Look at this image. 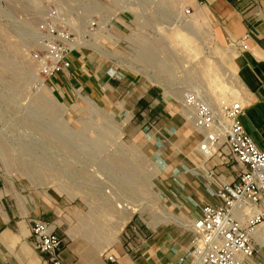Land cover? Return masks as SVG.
Here are the masks:
<instances>
[{"label": "rangeland", "instance_id": "374dc122", "mask_svg": "<svg viewBox=\"0 0 264 264\" xmlns=\"http://www.w3.org/2000/svg\"><path fill=\"white\" fill-rule=\"evenodd\" d=\"M185 1L0 0V173L34 195L31 209L39 196L56 208L64 248L77 243L95 256L90 264H109L118 249L128 264L189 258V228L225 176L199 151L184 96L214 107L242 102L235 43L204 6L185 15ZM57 8L76 28L73 55L99 80L95 98L85 89L59 100L39 70L38 25ZM149 89L162 93L166 131L136 117ZM135 219L155 233L144 248L149 237L126 235Z\"/></svg>", "mask_w": 264, "mask_h": 264}, {"label": "built area", "instance_id": "2783aa9c", "mask_svg": "<svg viewBox=\"0 0 264 264\" xmlns=\"http://www.w3.org/2000/svg\"><path fill=\"white\" fill-rule=\"evenodd\" d=\"M191 11L186 8L184 14ZM95 26L92 21L90 30ZM75 29L63 23L58 8L48 10L39 23V50L34 58L46 79L69 75L73 53L78 50L72 38ZM248 37L249 33L244 39ZM240 48L247 51L248 45L242 43ZM184 105L192 110L202 135L199 151L209 159L216 158L226 172L216 189L218 203L202 207L192 223L189 258L181 257L178 264H244L264 246V151L241 122L246 111L241 101L214 107L190 91L184 96ZM32 233L35 249L48 257L49 264H66L61 257L64 240L48 222L32 219ZM136 233V227H131L126 235L131 239ZM108 259L116 261L113 256Z\"/></svg>", "mask_w": 264, "mask_h": 264}, {"label": "crops", "instance_id": "0c3cea01", "mask_svg": "<svg viewBox=\"0 0 264 264\" xmlns=\"http://www.w3.org/2000/svg\"><path fill=\"white\" fill-rule=\"evenodd\" d=\"M185 2L188 4L186 8L192 10H196V6H204L210 12L212 23L219 29L221 38L225 34L226 40L234 41L233 67L243 89L241 100L246 107L241 122L256 146L264 151V0ZM247 33L249 37L245 40ZM242 43L248 45L247 51H241ZM221 44L225 46L227 42ZM78 56L73 55V66L69 75H57L50 80L53 92L59 100H71L74 91L82 92L85 89L94 98L99 96L98 78L87 69H82ZM162 98L160 91L149 89L136 101L134 106L136 117L142 126L156 124L160 125L161 130H167L164 120L167 109L161 105ZM27 194L18 192L14 183H9L0 173V264H49L48 257L37 251L33 245L32 219L39 218L48 222L59 234L62 222L57 218L60 215L56 214V208L47 205L41 196L36 197L35 207L31 209L34 204L30 205V199H34V195L28 197ZM215 202L213 196L210 203L205 205H214ZM131 227H136V234L140 239L149 237L143 248L155 236V233L150 236V227L140 219H135ZM156 253L158 257L164 255L158 251ZM92 255L91 252L83 255L80 246L75 242L65 247L61 253L66 264H90ZM115 255H119L116 256L115 262L109 261L110 256L107 258L109 264H128L119 262L123 257L119 249ZM253 260H248L244 264H264V246L259 248ZM152 261L154 264L156 260Z\"/></svg>", "mask_w": 264, "mask_h": 264}, {"label": "bare ground", "instance_id": "6f19581e", "mask_svg": "<svg viewBox=\"0 0 264 264\" xmlns=\"http://www.w3.org/2000/svg\"><path fill=\"white\" fill-rule=\"evenodd\" d=\"M91 23V22H90ZM78 48H79V50H80V48H81V44L79 43V44H75ZM89 47H90V45H89ZM86 48V47H85ZM91 48V47H90ZM92 49V48H91ZM44 83V82H43ZM45 85V84H44ZM79 95V94H78ZM185 106V105H184ZM188 109V108H187ZM189 111H191L192 112V110H190V109H188ZM190 132H192V130H190ZM189 133V131H186V134H188ZM177 144V143H176ZM173 145H175V143L173 144ZM189 179V178H188ZM175 187V186H174ZM203 192L204 193H206L204 190H203ZM207 194V193H206ZM215 197V200H216V202L218 203V201H217V198H216V196H214ZM214 203V205L215 204H217V203ZM193 205V204H192ZM201 210H202V207H201V209L199 210V212H201ZM199 215H200V213H199ZM198 215V216H199ZM191 227H192V224H191ZM191 227L189 228V231L191 232V233H193L192 232V230H191ZM192 240L193 239H191V243H190V247H189V250L185 253V254H187V253H189L190 254V251H191V247H192ZM251 261H254V260H251Z\"/></svg>", "mask_w": 264, "mask_h": 264}]
</instances>
